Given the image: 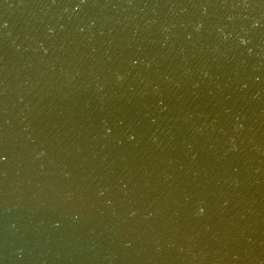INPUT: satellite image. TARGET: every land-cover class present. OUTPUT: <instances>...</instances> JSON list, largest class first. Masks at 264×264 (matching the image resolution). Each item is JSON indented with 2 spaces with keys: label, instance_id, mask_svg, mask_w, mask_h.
<instances>
[{
  "label": "water",
  "instance_id": "1",
  "mask_svg": "<svg viewBox=\"0 0 264 264\" xmlns=\"http://www.w3.org/2000/svg\"><path fill=\"white\" fill-rule=\"evenodd\" d=\"M0 156V264H264V0H0Z\"/></svg>",
  "mask_w": 264,
  "mask_h": 264
},
{
  "label": "snow or ice",
  "instance_id": "2",
  "mask_svg": "<svg viewBox=\"0 0 264 264\" xmlns=\"http://www.w3.org/2000/svg\"><path fill=\"white\" fill-rule=\"evenodd\" d=\"M3 159V157L2 156H0V160H2Z\"/></svg>",
  "mask_w": 264,
  "mask_h": 264
},
{
  "label": "clouds",
  "instance_id": "3",
  "mask_svg": "<svg viewBox=\"0 0 264 264\" xmlns=\"http://www.w3.org/2000/svg\"><path fill=\"white\" fill-rule=\"evenodd\" d=\"M202 211V210H201Z\"/></svg>",
  "mask_w": 264,
  "mask_h": 264
}]
</instances>
